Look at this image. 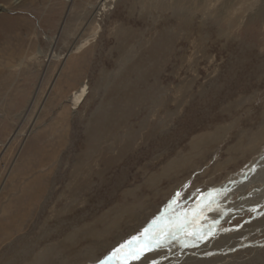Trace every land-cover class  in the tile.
<instances>
[{
	"label": "rangeland",
	"instance_id": "1",
	"mask_svg": "<svg viewBox=\"0 0 264 264\" xmlns=\"http://www.w3.org/2000/svg\"><path fill=\"white\" fill-rule=\"evenodd\" d=\"M170 1L0 0V264H95L263 162L264 0H183L184 24ZM261 228L264 206L145 264H264Z\"/></svg>",
	"mask_w": 264,
	"mask_h": 264
},
{
	"label": "bare ground",
	"instance_id": "2",
	"mask_svg": "<svg viewBox=\"0 0 264 264\" xmlns=\"http://www.w3.org/2000/svg\"><path fill=\"white\" fill-rule=\"evenodd\" d=\"M108 1L113 2L115 0H108ZM228 1L230 2V3L227 2V4H226L228 7L231 6L232 4H233V6L234 5L236 6L237 3L239 2V0H228ZM106 2H107V0H102V4L105 5L104 7H106ZM192 2H195L197 4L196 5L197 7H201V8L206 7L205 9H208L210 4L214 3L216 1L215 0H192ZM169 3L171 4L170 6L172 8H175L178 11L176 13H177L179 22L182 24L187 22L188 19H187V17H185L186 16L185 13L187 14V12L185 11L184 13H181L179 10L184 8V9H187V11H188L189 9L193 8L191 3L190 4H189V2L185 3L183 0H171ZM196 6H194V7H196ZM218 6H216V7L218 8ZM219 8H221V11L224 10V7L222 5ZM227 10H230V9H227ZM227 10L224 12H227ZM235 10H237V9H235ZM236 14H238V13H236ZM226 15H227V13L220 12V13H218L217 18L221 19V20H226V18H225ZM259 15L260 14L258 13L254 18L258 19ZM230 16H231V14H230ZM262 20H264V19H262ZM86 90H87L86 85H82L78 91L73 93L72 97H70L69 102L74 106L79 105L86 95ZM258 166L259 167H257L256 170L253 169L251 172H246V173L240 175L236 182H228L225 185L221 186L219 189L227 188V192L217 198V203L212 205L213 210H210V211L205 210L204 212L200 213L198 216L189 212V220L191 221V224L189 227L195 225L196 226L195 230H193L189 233L188 232L187 233H181L179 235L178 239H169L168 242L164 246L159 247V248H154L152 251L146 252L144 254V256L141 258V260H144L145 256H149L152 254H156V255L161 254L160 255L161 257H171L174 260L175 256H177L179 258H181L183 256L182 252L185 248L189 249L190 247H193V249H194L195 246H197L195 248H198L200 250V251H198V254L204 253V251L207 250L206 247L209 244L212 245V243L210 242V243H208V245L207 244L201 245V244L204 242H207L205 240H207L209 236H212L216 233L217 227L221 222H224L225 220H227L229 218L231 219V216H233V215H238L240 213H246V212L258 211V209L260 207L264 206V179H263L264 178V160H263V162L260 163V165L258 164ZM258 183L262 186L257 191L258 195L262 196L260 199H254L253 194H250L248 197H245L243 195L244 191L252 188L253 186H256ZM250 192H251V190H250ZM235 194H239V200L236 203H234L233 205H226L227 202L229 201V198H231ZM207 218L210 220V225L208 227L206 226V228H204L205 225L203 222ZM260 230L262 232L264 229L261 228ZM193 233L197 234L198 236H203V238H196V236H194ZM259 233H260V231H259ZM188 243H191V244L193 243L194 246L189 245ZM218 248H219V246H218ZM179 252H181V253H179ZM143 262H144L143 264H145V260ZM139 263H140V261L132 262V264H139ZM158 263H160V261L156 262V264H158ZM146 264H153V263L147 262Z\"/></svg>",
	"mask_w": 264,
	"mask_h": 264
},
{
	"label": "snow or ice",
	"instance_id": "3",
	"mask_svg": "<svg viewBox=\"0 0 264 264\" xmlns=\"http://www.w3.org/2000/svg\"><path fill=\"white\" fill-rule=\"evenodd\" d=\"M226 192L227 188H213L207 192L197 190L195 206L185 211H176L181 208L178 201L182 196L181 192H176L173 199L168 202L164 213L153 218L142 232L130 236L106 254H102L95 264H132L134 261H139L146 252L162 247L169 239H178L181 233H185L191 224L189 212L198 216L205 210H213L212 205L217 203V198ZM193 235L196 238H203L195 233ZM153 264L156 262L153 261Z\"/></svg>",
	"mask_w": 264,
	"mask_h": 264
}]
</instances>
